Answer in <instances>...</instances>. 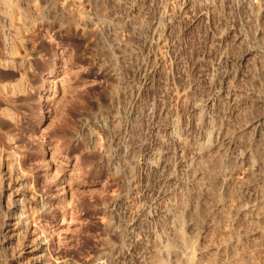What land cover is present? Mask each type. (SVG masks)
Masks as SVG:
<instances>
[{
  "label": "rangeland",
  "instance_id": "rangeland-1",
  "mask_svg": "<svg viewBox=\"0 0 264 264\" xmlns=\"http://www.w3.org/2000/svg\"><path fill=\"white\" fill-rule=\"evenodd\" d=\"M0 264H264V0H0Z\"/></svg>",
  "mask_w": 264,
  "mask_h": 264
},
{
  "label": "bare ground",
  "instance_id": "bare-ground-1",
  "mask_svg": "<svg viewBox=\"0 0 264 264\" xmlns=\"http://www.w3.org/2000/svg\"><path fill=\"white\" fill-rule=\"evenodd\" d=\"M24 187V186H23ZM25 190H23V192H24ZM26 198H25V196H24V194L22 195V198L20 199V204H22L21 205V208H22V210H20V212H19V214H18V221L20 222V219L21 218H19L20 216H22V215H24L25 213H26V210H25V207H26ZM25 222V223H24ZM23 223L25 224V225H28V219L26 220V221H24Z\"/></svg>",
  "mask_w": 264,
  "mask_h": 264
}]
</instances>
